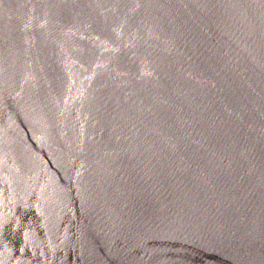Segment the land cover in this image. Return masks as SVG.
<instances>
[{
    "label": "water",
    "instance_id": "95a60500",
    "mask_svg": "<svg viewBox=\"0 0 264 264\" xmlns=\"http://www.w3.org/2000/svg\"><path fill=\"white\" fill-rule=\"evenodd\" d=\"M0 264H264V0H0Z\"/></svg>",
    "mask_w": 264,
    "mask_h": 264
}]
</instances>
